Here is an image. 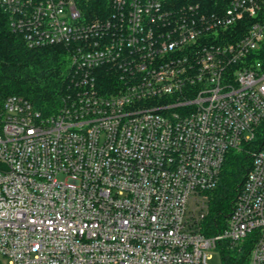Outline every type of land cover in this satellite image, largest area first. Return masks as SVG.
Wrapping results in <instances>:
<instances>
[{"label":"built area","instance_id":"1","mask_svg":"<svg viewBox=\"0 0 264 264\" xmlns=\"http://www.w3.org/2000/svg\"><path fill=\"white\" fill-rule=\"evenodd\" d=\"M88 2L0 0L29 47H66L70 80L55 113L0 105V264H264V0ZM234 150L251 165L207 236Z\"/></svg>","mask_w":264,"mask_h":264},{"label":"trees","instance_id":"2","mask_svg":"<svg viewBox=\"0 0 264 264\" xmlns=\"http://www.w3.org/2000/svg\"><path fill=\"white\" fill-rule=\"evenodd\" d=\"M108 1L89 0L87 13L103 8ZM200 1L204 8H213L217 3L226 4V0ZM250 23L244 18L239 24ZM67 57L63 45L29 47L23 36L12 30L9 16L0 4V105L7 96L17 94L29 99L43 114L55 113L69 92ZM261 58L264 60V55ZM250 165L247 152L234 150L228 154L217 186L207 192L208 213L202 222V232L207 236L225 227ZM220 255L222 264H241L246 259L245 253L239 255L232 250L222 249Z\"/></svg>","mask_w":264,"mask_h":264},{"label":"rangeland","instance_id":"3","mask_svg":"<svg viewBox=\"0 0 264 264\" xmlns=\"http://www.w3.org/2000/svg\"><path fill=\"white\" fill-rule=\"evenodd\" d=\"M3 264H7L5 259H3ZM209 264H222V259L218 251L213 252L212 258L209 260Z\"/></svg>","mask_w":264,"mask_h":264}]
</instances>
